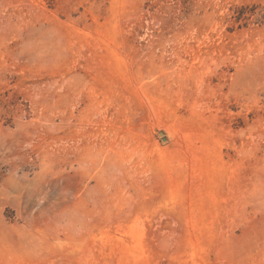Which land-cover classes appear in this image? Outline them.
<instances>
[{
  "label": "rangeland",
  "instance_id": "374dc122",
  "mask_svg": "<svg viewBox=\"0 0 264 264\" xmlns=\"http://www.w3.org/2000/svg\"><path fill=\"white\" fill-rule=\"evenodd\" d=\"M0 264H264V0H0Z\"/></svg>",
  "mask_w": 264,
  "mask_h": 264
}]
</instances>
